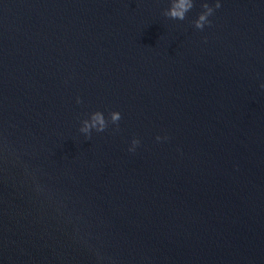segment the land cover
Here are the masks:
<instances>
[{"label": "water", "instance_id": "obj_1", "mask_svg": "<svg viewBox=\"0 0 264 264\" xmlns=\"http://www.w3.org/2000/svg\"><path fill=\"white\" fill-rule=\"evenodd\" d=\"M171 2L0 0V264H264V0Z\"/></svg>", "mask_w": 264, "mask_h": 264}, {"label": "clouds", "instance_id": "obj_2", "mask_svg": "<svg viewBox=\"0 0 264 264\" xmlns=\"http://www.w3.org/2000/svg\"><path fill=\"white\" fill-rule=\"evenodd\" d=\"M193 0H172L171 7L165 13L171 19L184 20L186 18V13L193 8ZM203 7L206 9L204 13L199 15L198 20L195 21V27L197 29H203L205 24H210L211 22L208 20V17L213 14V9L210 8L207 4H204ZM220 4H216V8H219ZM264 88V84L261 85ZM79 102V101H78ZM111 121L113 124L117 125L121 120V114L118 111H113L110 113ZM95 128L97 132H103L108 128V124L104 118L103 113L97 111L92 114L91 121H84V126L80 129L81 132L88 134L87 136L90 138V130ZM161 139L159 136L157 140ZM139 144V140L133 139L132 145L133 147L129 149V151H134L136 145Z\"/></svg>", "mask_w": 264, "mask_h": 264}]
</instances>
